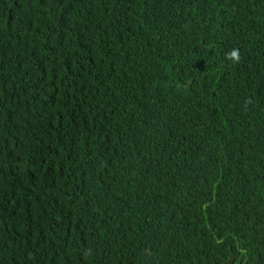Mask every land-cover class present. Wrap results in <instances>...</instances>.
I'll return each mask as SVG.
<instances>
[{"label": "trees", "instance_id": "1", "mask_svg": "<svg viewBox=\"0 0 264 264\" xmlns=\"http://www.w3.org/2000/svg\"><path fill=\"white\" fill-rule=\"evenodd\" d=\"M0 264H264V0H0Z\"/></svg>", "mask_w": 264, "mask_h": 264}]
</instances>
